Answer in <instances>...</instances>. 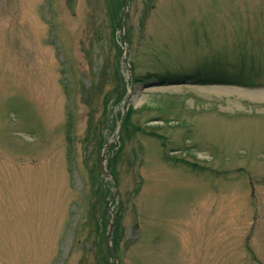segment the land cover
Wrapping results in <instances>:
<instances>
[{"label":"rangeland","instance_id":"1","mask_svg":"<svg viewBox=\"0 0 264 264\" xmlns=\"http://www.w3.org/2000/svg\"><path fill=\"white\" fill-rule=\"evenodd\" d=\"M113 216L121 264H264V0H0V264H115Z\"/></svg>","mask_w":264,"mask_h":264},{"label":"water","instance_id":"2","mask_svg":"<svg viewBox=\"0 0 264 264\" xmlns=\"http://www.w3.org/2000/svg\"><path fill=\"white\" fill-rule=\"evenodd\" d=\"M128 4H127V2H126V12H125V14H124V18H123V22H122V26H124V24H125V17H126V15H127V11H128ZM126 38V37H125ZM125 41H126V43H127V39H125ZM127 49H128V46H127ZM125 61H126V63L128 64V68H129V70H130V72H131V75L133 76V72H132V68H131V65L129 64V62H128V58L127 57H125ZM125 116H126V113L124 114V117H123V119H122V121H121V126L123 125V123H124V120H125ZM109 147V146H108ZM103 162H102V170L104 171V172H106L107 174H109L110 176H111V178L113 179V181L115 182V186H116V191H115V194H114V196H113V199L116 197V195H117V193H118V184H117V181H116V178H115V176L112 174V172L111 171H106L105 170V163H104V161H105V159H106V152H105V154H104V156H103ZM115 221H116V217L115 216H113V222H111L110 223V230H109V233H108V235H107V244H108V246H109V249H110V252H111V256H112V258L114 259V261H115V263L116 264H121L120 263V260H119V256H118V254H117V252H116V250H115V246H114V244H113V238H114V231H115Z\"/></svg>","mask_w":264,"mask_h":264},{"label":"trees","instance_id":"3","mask_svg":"<svg viewBox=\"0 0 264 264\" xmlns=\"http://www.w3.org/2000/svg\"><path fill=\"white\" fill-rule=\"evenodd\" d=\"M100 244H101V243H100ZM105 244H107V243H106V239H105Z\"/></svg>","mask_w":264,"mask_h":264}]
</instances>
